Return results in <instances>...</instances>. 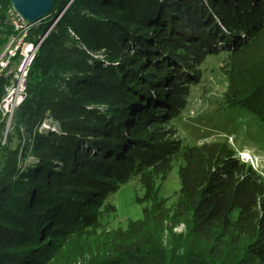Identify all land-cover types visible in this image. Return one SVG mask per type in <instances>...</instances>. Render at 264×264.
Listing matches in <instances>:
<instances>
[{
  "label": "trees",
  "instance_id": "1",
  "mask_svg": "<svg viewBox=\"0 0 264 264\" xmlns=\"http://www.w3.org/2000/svg\"><path fill=\"white\" fill-rule=\"evenodd\" d=\"M9 11L0 0V49L20 34ZM26 25L37 47L5 143L0 121V264H54L96 234L120 185L136 176L148 202L175 164L176 210L144 205L131 222L143 227L101 231L111 238L86 264H264V176L227 142L167 127L202 76L194 66L221 51L223 105L264 120V0H54ZM47 118L59 130H41Z\"/></svg>",
  "mask_w": 264,
  "mask_h": 264
},
{
  "label": "rangeland",
  "instance_id": "2",
  "mask_svg": "<svg viewBox=\"0 0 264 264\" xmlns=\"http://www.w3.org/2000/svg\"><path fill=\"white\" fill-rule=\"evenodd\" d=\"M12 12L15 11H9V15ZM9 41L0 51L5 49ZM225 53L221 51L219 54L215 53L216 55H206L200 63L194 66H199L202 76L199 81L189 85L185 107L177 117L171 119L167 127L173 130L175 137L182 138L190 144L216 140L227 142L240 157L242 152L247 156L249 154L250 158L247 162L264 176V120L253 116L247 109L225 107L222 103V94L228 84L221 71ZM20 59L18 54L11 68L17 66ZM53 128L59 130L57 123L50 118L44 120L40 127L41 130ZM6 137L2 142L3 130L2 143L6 142ZM32 160V157H29L28 161ZM179 179L175 164L169 172L155 176L156 196L148 202L138 203L135 198L144 194L143 188L136 176L129 178V181L120 185L117 191L109 196V201L114 205L115 211L101 218V225L97 227L96 234L88 232L79 234L77 237L79 241L73 240L70 245L63 247L54 264H86L90 259L92 249L98 244L102 245L110 237V234H100L101 231L113 230L119 234L118 238H128L132 233L125 234L124 232L128 231L127 228L131 222L142 220L144 205L152 207L155 203H160L164 210L173 213L178 201ZM132 224L131 231L143 227ZM145 226L152 227L153 222L150 221ZM172 226V229L165 233V238L169 244L173 245L178 241L179 235L184 234L186 226L181 222L172 224Z\"/></svg>",
  "mask_w": 264,
  "mask_h": 264
},
{
  "label": "built area",
  "instance_id": "3",
  "mask_svg": "<svg viewBox=\"0 0 264 264\" xmlns=\"http://www.w3.org/2000/svg\"><path fill=\"white\" fill-rule=\"evenodd\" d=\"M14 13H11L10 20L15 29L20 30V34L12 37L5 49L0 51V71L11 68V65H4V58H6V56H13V64H15V57L18 54L20 55L21 59L17 66L12 67L16 68L17 77L11 78L5 83L3 95L0 97V121L5 123L4 138L2 142L5 141L6 134L9 132L11 127L13 120L12 108L14 105H16L18 96L23 90L24 79L26 78L28 64L31 58L27 60L26 65L23 67L20 66L21 61L23 57L30 56L33 48L32 42H22V32L24 29H26L27 25L25 21L21 20L20 17L17 16L16 12ZM244 156L247 155L244 154ZM247 157H249V154Z\"/></svg>",
  "mask_w": 264,
  "mask_h": 264
},
{
  "label": "water",
  "instance_id": "4",
  "mask_svg": "<svg viewBox=\"0 0 264 264\" xmlns=\"http://www.w3.org/2000/svg\"><path fill=\"white\" fill-rule=\"evenodd\" d=\"M53 2L54 0H10L11 6L14 11L19 15V17L23 21L29 23L30 25L47 15L51 9ZM36 47L37 45H33L30 56L23 57L20 66H25L27 60L31 58L29 61L30 64L34 56V51ZM29 64L28 66H30ZM24 82L26 85V79L24 80Z\"/></svg>",
  "mask_w": 264,
  "mask_h": 264
},
{
  "label": "bare ground",
  "instance_id": "5",
  "mask_svg": "<svg viewBox=\"0 0 264 264\" xmlns=\"http://www.w3.org/2000/svg\"><path fill=\"white\" fill-rule=\"evenodd\" d=\"M17 16H19L18 14H17ZM21 19V18H20ZM22 20V19H21ZM26 34H27V27H26V29H24L23 30V32H22V42H26L25 41V36H26ZM12 63H13V56H6V58H4V65L6 66V65H12ZM1 77H6L8 80L9 79H11V78H15V77H17V70H16V68H9V69H3V70H1L0 71V78ZM26 79V78H25ZM24 79V80H25ZM25 82H24V85H23V90L21 91V93H20V95L18 96V100H17V102H16V105H14L13 106V108H12V117L14 116V113H15V110H16V108L18 107V106H20L21 105V103L23 102V100H24V98H25V96H26V89H25ZM241 159L242 160H244V161H247V159H249L250 157H247V156H244V153L242 152L241 153ZM252 160V159H251ZM253 161V160H252Z\"/></svg>",
  "mask_w": 264,
  "mask_h": 264
}]
</instances>
